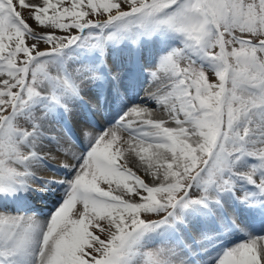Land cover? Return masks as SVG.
<instances>
[{
  "label": "snow or ice",
  "instance_id": "1",
  "mask_svg": "<svg viewBox=\"0 0 264 264\" xmlns=\"http://www.w3.org/2000/svg\"><path fill=\"white\" fill-rule=\"evenodd\" d=\"M90 13L107 16L94 22ZM161 31L180 34L184 44L150 71V84L162 74L159 94L148 93L155 107L134 105L103 130L82 127L89 149L73 151L51 121L104 76L69 67L67 50L103 57L109 41L138 45ZM158 107L173 125L152 118ZM126 152L157 177L163 169L162 182L150 186L122 162ZM57 156L60 167L75 170L59 181L68 185L62 204L46 221L0 211V264H185L180 247L149 248L146 238L186 227L187 214L201 208H223L226 193L247 201L236 196V178L264 194V0H0V192L34 187L43 180L36 173ZM248 160L258 163L249 168ZM262 241L250 237L217 264H264Z\"/></svg>",
  "mask_w": 264,
  "mask_h": 264
},
{
  "label": "rangeland",
  "instance_id": "2",
  "mask_svg": "<svg viewBox=\"0 0 264 264\" xmlns=\"http://www.w3.org/2000/svg\"><path fill=\"white\" fill-rule=\"evenodd\" d=\"M26 2H31V0H26ZM69 2H70V0H65V3H69ZM24 15H25V18L27 19L28 18L27 11H25ZM99 16L100 15H98L96 13H90L89 18H93L94 22H102L103 19L107 16V13H105L104 16H100V17ZM29 23H32V21L29 20ZM92 31L94 32L95 30H92ZM108 31H111V30H108ZM41 34L42 35H48L47 32H44ZM53 34H59L58 30L55 31ZM177 36H178L177 33L169 32V31H161V32H156V33L152 34L151 36L141 38L138 45H134L129 40L109 41L105 46V55L103 57H101L98 52H94L92 54L97 56V58L96 59H90L89 60L90 62L87 60H83V58H85L84 54L80 55V52H82L83 49L75 46L71 50L70 49L67 50L68 54L70 56L71 55L73 56V57L71 56L72 59L69 61L68 66L69 67L83 66V67L89 68L91 70H99V71L102 70L104 72V74L102 72L101 73L104 76V78L105 79L107 78V79H110L113 81V85L116 87L115 90L117 92L119 89L125 88L124 85L122 84L123 83L122 78L126 77L124 75H120L119 73L117 74V72L124 70V71L130 73V71H129L130 69H133V72H135V71L140 72L142 63H144L143 68L147 69V70L142 71L141 75H139V76L136 75L135 73L134 74L141 78V80H140L141 83H142V79H143V84H146V83L148 84L147 78L145 77V75L146 76L148 75L147 72H149L151 69L155 68L158 65V63L160 62L162 57L167 56L168 54H170L171 52H173V50H175L177 48L183 47L184 38L180 34H179V40H181V42L179 43V45L178 46L175 44L169 45L168 42H174L173 38L175 37L174 39H176V38L178 39ZM29 42L31 43V41H29ZM132 45H133V48L135 50V51H133V53L136 56H134L133 53H129L131 51ZM40 47L47 49L49 46L44 44L43 42H41ZM101 60H103L106 63V66H107L106 68L101 66ZM196 60H197V63L200 65L201 68H203L207 72H213L214 73V69H213L212 65L207 60L202 59V58H196ZM108 65H109V67H108ZM119 65H121V66H119ZM115 66H118V67H116V70L113 69L116 72L113 74V70L111 68H114ZM145 73H147V74H145ZM136 76H128L126 79H130L131 77H133V82H135ZM113 77H115V79ZM105 83H106V81H105ZM143 84L141 86V89H145V87H146ZM109 85L110 84L107 83V86H109ZM141 92H142V90H140L138 92L139 96H141ZM126 94L127 93L125 91L124 95H126ZM81 95L84 97V100H83L84 104H85V102L87 103V101L89 102L91 100L89 98V95H91V94H82L81 93ZM104 95L101 96V98H104L105 101L108 100L109 103H111L115 98L114 93L107 92ZM112 96H113V98L111 99ZM86 99H87V101H86ZM109 99H111V100H109ZM77 102H78V100H75L73 102L74 105L72 104V111L70 113L65 114V112H63L62 109H57L56 113L54 114V117L51 121V124L53 125V127L57 126V127H59L58 129H61L62 131H65L68 133L69 138L72 140L74 145L76 144L77 139H79V134H76V132H74V130H72L73 127L75 129H77V126H75L77 120L75 118H77L79 116V110H80L78 108L79 103H77ZM135 103H138V102H135ZM67 115H69V116H67ZM118 118H116V120ZM67 120H68V122H67ZM72 121H73V123H72ZM86 122H87L86 120L81 121V123H83L85 126L88 123V122L87 123ZM167 122H171V121L169 120ZM115 123H116V121H115ZM57 135H59V133H57ZM74 135H75V137H74ZM75 148H77L76 145H75ZM47 149L48 148H46L45 150H47ZM80 150H81V147H80ZM82 150L84 152H87V149H82ZM47 152H49V149ZM45 157H48V156L46 155ZM57 160L59 162H62L64 160V158L62 156H57V158L54 160L49 158L46 163L53 164L54 167H57V165H59L58 164L59 162ZM122 162H125V161L123 160ZM257 163L258 162L255 160H248L246 166L250 168L252 166H255ZM44 172L45 171L43 169V171H39L37 173L38 175L40 174L39 175L40 177L44 176L43 177L44 182L47 179H51V177L52 178L55 177V179L60 178V180H64V181H69L72 179V178L71 179L67 178L64 174H63L64 175L63 176L62 173L57 174L51 169H48L47 174H45L46 172L45 173ZM50 174H51V176H50ZM47 176L48 177L50 176V177L48 178ZM141 178L144 179L146 182L148 180V179L146 180L145 176H143V175ZM57 179H56V181H57ZM148 181H150V180H148ZM39 182H40L39 179L34 180V182H33L34 187L28 188V189L17 187L16 193H15L16 196L17 195H20V196L23 195L25 197H29L30 196L29 194H31V192L34 194L39 193V191L42 190L44 187V185L41 186V184ZM235 182L238 185V188L236 191V196H241V195L247 194L248 195L247 201L236 199L233 197V195L231 193H226L223 195V197L224 198L228 197L231 199L230 200L231 202L228 205H224V203H223V208H219V209L217 208L216 210L214 209V207H210L207 210L204 208H201L198 212L189 213V214H187L188 217L186 216V219L189 221V223L187 224L186 227L180 228V229H177L174 231H170L167 233L151 234L149 237L146 238V241H145L146 246L149 248L156 247V246H159L162 244H166V245H170V246H178L182 250L181 256L183 257L185 264H217L219 258L222 256L223 252L225 250L229 249V247H228L229 246L228 242L230 241L229 239H231L232 237H234L236 235V233H237L236 231L239 230V228H241L240 225H243L244 222L245 223L257 222L260 225V224H263V221H264V194H261L259 192V190L256 189V187L254 185L248 184L246 181H244L242 179L236 178ZM147 183H149V185L153 184L150 182H147ZM49 186L54 187V184L49 185ZM65 186H66L65 195L62 197H59V199H57L56 203H54V206L51 207L52 212H55L56 209L62 204L63 199L66 196V191H67L68 185L65 184ZM102 187H106V186L102 185ZM1 194H2V196H1ZM4 194H5V197L3 196V192H0V211L8 212V213H11L13 215L14 212H11V210H9L8 204L10 203L9 196H14V193L13 192H4ZM40 194H42V193H40ZM53 195L56 196V194H53ZM125 198H128V196L127 197L125 196ZM132 198L134 199V197H132ZM10 207L12 209H14V211L16 210V208L13 204H10ZM77 207L79 208L80 206L78 205ZM239 207H241V208H239ZM30 215L36 216V214L34 212H30L27 216H30ZM42 218H43V216H42ZM42 218H40V220H42ZM98 223L101 227H105L107 225L106 220H100V221H98ZM190 225H192V226H190ZM231 226H232V228H231ZM236 226H238L239 228ZM90 230L94 231L95 234L100 235L101 238H105L107 235L106 232H101L99 230V228H94V229H90ZM182 232H183V234H182ZM179 239L182 240V242ZM238 241H240V240H238ZM233 242H235V241H232L230 243H233ZM198 253H200L199 256H198ZM190 254H193L194 259L190 258ZM17 262L18 263H16V264H20V263L25 262V260L19 259V260H17Z\"/></svg>",
  "mask_w": 264,
  "mask_h": 264
},
{
  "label": "bare ground",
  "instance_id": "3",
  "mask_svg": "<svg viewBox=\"0 0 264 264\" xmlns=\"http://www.w3.org/2000/svg\"><path fill=\"white\" fill-rule=\"evenodd\" d=\"M75 47V46H73ZM72 47V48H73ZM70 48V50L72 49ZM77 50V49H76ZM95 51H88V50H85L83 49L82 52H80V55H83L85 56V58H83V60H87L89 61L90 59H96L97 56L93 55L92 53H94ZM72 56V55H71ZM73 57V56H72ZM90 62V61H89ZM81 64V63H80ZM79 64V65H80ZM87 64V63H86ZM74 65V64H73ZM76 65V64H75ZM82 65V64H81ZM84 65V64H83ZM89 65V64H88ZM71 66V65H70ZM87 66V65H86ZM152 70V69H151ZM150 70V71H151ZM150 71L147 72L148 75L145 77L147 78V81H148V84H143V79H142V84L145 87L144 91H143V96L142 97H139V95H137L138 93V85L135 86L134 88L132 89H127L126 90V95H124L125 97L121 100H118L115 99L111 102L112 104V107H113V110H111L109 113H106L105 112V99L104 98H101V96H103L105 93L109 92V93H114V88L113 86L109 85L108 87H104L105 85V78L103 80H96V81H90L88 82V86H86L82 92V94H91V97H93V100L90 101L89 104L93 105V107H97L100 109V120L97 121V123H95V128L97 130H103L105 127H110L112 125L115 124V121L117 122L122 116H124V114L134 105H142V104H147L149 107H155V104L154 102L148 100V93L151 92V91H157L158 94H159V91L163 88V85L160 84V78L162 76V74H158V78L155 79L152 84L149 83L150 81ZM120 74V75H128L129 72H126L124 70L122 71H118L117 74ZM136 75H141L142 73V69L139 71H135L134 72ZM145 73V74H147ZM140 82V81H139ZM138 82V83H139ZM88 96V95H87ZM90 98V97H89ZM84 100V99H83ZM89 100V99H88ZM87 101V99H86ZM117 101V102H116ZM78 102L80 104H78V108L80 109L79 110V113H80V117H77V121H76V125L77 126V129H74L72 128V130H74V132H78L81 134V128L84 127L85 125L83 123H81V121H88L90 120L91 118L87 116V114L89 113V107H85L82 100H78ZM77 102V103H78ZM135 102H138V103H135ZM86 103V102H85ZM74 105V104H73ZM56 113V112H55ZM58 114V113H57ZM61 114V113H60ZM66 114V113H65ZM73 115V114H72ZM69 116V115H67ZM75 116V115H74ZM71 117V116H70ZM119 117V118H118ZM72 118V117H71ZM116 118H118L116 120ZM152 118L155 119V120H160V119H163V120H167V121H171V122H167L166 126H169V125H173V121L171 120L170 116H169V113L167 111V109H165L164 107H158L156 108L153 112H152ZM65 121V120H64ZM68 122V120H67ZM62 123V122H61ZM70 123V122H69ZM73 123V121H72ZM55 127V126H54ZM57 127V126H56ZM55 127V128H56ZM87 127H91L89 125H87ZM59 128V127H57ZM71 128V127H70ZM70 130V129H69ZM72 133V132H71ZM123 135V139L124 140H127L129 137H128V134L125 132L122 134ZM69 136V135H68ZM75 137V135H74ZM82 144H81V150H80V147L79 145L77 144V148L75 147H72V150L73 151H83L82 147H84V149H89V144L84 140V138L82 137ZM47 150L43 149L40 154L41 155H48L49 156V152H47ZM84 152V151H83ZM170 155V154H169ZM63 157V156H62ZM64 158V157H63ZM54 160V159H53ZM127 166L130 167V168H133L135 170V172H137L138 175H140L142 177L145 176L146 180H150L147 182H150V183H160L162 182V179H163V169H160L159 170V176L157 177L156 175H154V173H156L157 169L156 168H152V169H149L147 168V165L146 163L142 162L139 157L136 156V154L134 152H126L125 153V157L123 159ZM58 161V160H57ZM56 162V161H55ZM59 162V161H58ZM57 164V163H56ZM60 164V163H58ZM52 167L51 164H48L46 166V168H50ZM53 169H54V172H58L59 173H65L67 175V177H69V179H71L73 176H74V173H75V170L74 169H69V168H62L60 167L59 165L57 167H54L53 166ZM40 171H43V167L40 169ZM48 171V170H47ZM39 172V171H38ZM52 172V171H51ZM53 173V172H52ZM47 174V172L45 173ZM44 174V175H45ZM49 175V174H48ZM56 175V174H55ZM61 175V174H60ZM51 176V174H50ZM49 176V177H50ZM64 176V175H63ZM44 177V176H42ZM48 177V176H47ZM48 177V178H49ZM52 179V177H51ZM57 179V178H56ZM59 181L60 178L57 179V183H55V189L53 190V192H50L48 187H49V183L46 184V186L44 185L43 189L40 190L43 195L45 196H48V198H46V201L47 202H42L43 205H41L39 202L36 203L35 205L40 206V208H36L35 205H31V201L36 197L34 195V193H31L30 197L28 198H25L24 196H10L9 197V201L11 202V204H13L15 206V208H19L21 209L20 211H17V212H20L21 215H24V216H27L30 212V210L32 209L35 213H36V216L37 218H42L43 216V221H46L48 218L51 217V214L53 213L52 211H49L51 207H53L52 204L56 203V199H59V197H61L63 194H65V189H66V186L65 184L66 183H60ZM152 185V184H150ZM257 189V188H256ZM255 192V191H254ZM55 193L56 196H54L53 194ZM119 194V193H118ZM255 194V193H254ZM260 194V193H259ZM258 194V195H259ZM40 197H42L41 194H39ZM127 197V196H126ZM263 199V198H262ZM230 198H224L222 197V202L224 203V205H228L231 201ZM54 202V203H52ZM52 203V204H51ZM237 204V203H236ZM235 205V204H234ZM239 205V204H238ZM43 206V207H41ZM45 206V207H44ZM229 207V206H228ZM227 207V208H228ZM231 207V206H230ZM218 207H214V209L216 210ZM236 208V207H235ZM241 208V207H239ZM219 209V208H218ZM25 210H29L28 213H25L24 211ZM207 210V209H206ZM222 210V209H221ZM220 210V211H221ZM40 214H39V213ZM193 215V214H192ZM203 215V214H202ZM206 215V214H205ZM208 215V214H207ZM224 215V214H223ZM30 216H34V215H30ZM188 217V216H187ZM194 219V218H193ZM197 219V218H196ZM195 219V220H196ZM243 223V222H242ZM192 226V225H190ZM239 226V225H238ZM236 226V227H238ZM198 227V226H197ZM241 228H239V230H237L235 233L236 235L234 237H232L231 239H229L230 241L228 242L229 244V249L246 241L247 239H249L250 237H264V221H263V224H258L257 222H250V223H243V225H240ZM232 228V226H231ZM230 228V229H231ZM236 229V228H235ZM226 230V229H225ZM181 231V230H180ZM228 232V231H227ZM233 232V231H232ZM234 233V232H233ZM183 234V232H182ZM185 235V234H184ZM231 235V234H230ZM224 238V237H223ZM222 238V239H223ZM240 240V241H238ZM232 241H235L233 243H230ZM238 241V242H237ZM227 242V241H226ZM225 243V242H224ZM262 243H264V241H262ZM226 245V244H225ZM38 251V248L37 249H34V253ZM33 259H34V256H33ZM25 264H30V261L26 262Z\"/></svg>",
  "mask_w": 264,
  "mask_h": 264
},
{
  "label": "trees",
  "instance_id": "4",
  "mask_svg": "<svg viewBox=\"0 0 264 264\" xmlns=\"http://www.w3.org/2000/svg\"><path fill=\"white\" fill-rule=\"evenodd\" d=\"M177 37H178V39H177V38H176V39H177V40L179 41V43H180V42H181V40H179V34H178V36H177ZM179 43H177V46H178V44H179Z\"/></svg>",
  "mask_w": 264,
  "mask_h": 264
}]
</instances>
